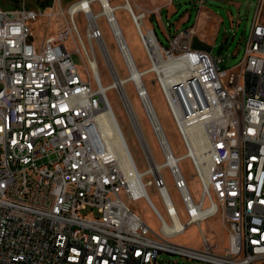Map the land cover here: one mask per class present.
Masks as SVG:
<instances>
[{
	"label": "built area",
	"instance_id": "2783aa9c",
	"mask_svg": "<svg viewBox=\"0 0 264 264\" xmlns=\"http://www.w3.org/2000/svg\"><path fill=\"white\" fill-rule=\"evenodd\" d=\"M106 7L119 28L112 0H74L67 8L62 0L38 8L0 7V264H167L162 253L209 264H264V0L256 5L243 59L228 68L221 56L192 48L194 26L169 34L164 47L155 29L142 28L129 11L148 73L155 75L185 148L180 157L190 160L201 187L196 199L183 171L168 168L186 221L163 174L165 164L139 139L124 84L114 89L148 167L134 163L136 174H127L96 123L95 114L111 108L101 65L113 80L121 78L105 41L102 25L112 32ZM157 11L150 16L159 17ZM141 13L146 18L148 12ZM55 15L64 28L51 34ZM44 17L48 25L40 38L32 23ZM73 53L84 63V75ZM122 61L128 71L135 64ZM142 87L141 97L152 105ZM148 186L156 189L165 215ZM141 199L158 217L159 231L131 209ZM175 207L184 226L163 230L180 222ZM218 214L228 235L223 254L200 226ZM193 224L200 228V248L173 241Z\"/></svg>",
	"mask_w": 264,
	"mask_h": 264
},
{
	"label": "rangeland",
	"instance_id": "374dc122",
	"mask_svg": "<svg viewBox=\"0 0 264 264\" xmlns=\"http://www.w3.org/2000/svg\"><path fill=\"white\" fill-rule=\"evenodd\" d=\"M73 1L74 0H62V5L64 8H67ZM129 1L134 8V12L139 13L144 11L143 9H137L135 0ZM258 1L259 0H205L204 4L202 5L198 0H175L172 5L162 9V17L159 20L155 16H150L148 12L146 14L143 27L147 28V25L151 23L154 26L159 41L164 47H167L169 43L167 37L161 30L162 25L166 26V28L171 27L172 30L177 27L178 31L188 30L194 26L196 29V34L192 39V48L194 50L212 52V54L215 56H221L223 58L221 65L224 68L234 67L237 66L244 57L245 44L248 41L251 33ZM138 2L144 6L156 5L155 1L153 0H138ZM40 3L41 0H0V7L6 10L17 9L20 7L38 8ZM124 3L125 0H112V5L116 7H119ZM202 7L204 8L205 13L201 14L200 10ZM115 13L138 68L142 71L148 69L150 67V63L144 48L142 47L136 26L129 11L126 9H117ZM206 16H208V18H206ZM77 21L80 25L82 34L85 35L86 27L83 23L81 14L77 16ZM47 25L48 17L41 18L38 22L32 23L36 35H38L40 38L44 36ZM50 25L51 34L55 30L64 28L62 24V18L57 15L53 17ZM102 26L104 30L105 41L111 53L116 71L120 77L126 79V77L129 75V71L122 61V56L116 44L115 38L108 26L106 27L104 24ZM67 45L71 51L74 52L76 50V44L74 43L71 36L67 42ZM73 59L81 73L84 75L86 72L85 65L82 62L79 54L73 53ZM101 75L104 85L108 86L112 83L113 78L103 65H101ZM142 81L148 90L152 101L154 102L161 124L175 155L179 156L184 154L185 148L177 132L175 123L166 106L164 98L162 97L159 87L155 81V75L153 73H149L146 76H142ZM125 87L136 109L138 111H143L142 104L137 95L135 84L130 81L125 84ZM107 95L118 117L119 124L128 141L133 158L138 168L140 170L146 169L148 165L145 160L143 150L133 131L129 118L116 90H109ZM143 123L145 124L144 127L146 135L150 141L151 148L156 159L159 162L164 161V155L150 129L145 115L143 118ZM180 165L194 197L198 199L201 194V187L196 178L190 160L184 159L181 161ZM163 174L168 182V186L171 189L173 197L176 200V206L181 214L182 220L186 221L187 216L184 212V206L177 196V191L174 187V182L169 169L165 168L163 170ZM147 190L154 203L165 215L164 208L162 207L156 189L154 187L148 186ZM130 207L135 213L140 215L151 228L159 231L160 221L145 199L132 202ZM200 226L207 238L208 243L213 246L215 252L218 254H223L225 252V248L228 245V235L227 228L221 218V214L204 220L201 222ZM173 241L184 246L200 248L202 237L199 226L193 224L187 227L186 231L180 236L176 237ZM160 257L161 259L165 260L167 264H209L207 262L190 259L179 254L162 253Z\"/></svg>",
	"mask_w": 264,
	"mask_h": 264
},
{
	"label": "bare ground",
	"instance_id": "6f19581e",
	"mask_svg": "<svg viewBox=\"0 0 264 264\" xmlns=\"http://www.w3.org/2000/svg\"><path fill=\"white\" fill-rule=\"evenodd\" d=\"M117 9H126L127 11L132 10L134 12V8H133V6L129 0H125V3L120 5ZM105 10H106L105 14L108 16V20H110V22H111L110 26H111L113 35L116 38V40L119 41L120 49L122 51L121 54H122L123 59H125L127 61L129 60V62H131V63L132 62L135 63L134 65H132V67H130L129 73H128L129 75L126 77V79H123L122 77L121 78L115 77L114 80L112 81V83L106 87V90L108 92L109 90H112L115 87L121 88L122 84H124V86H125V84L130 82V81H132L135 84L137 95L143 104V111L142 110L138 111L132 102L133 107H134V111H135V114H133L132 119L134 121V125L136 128L137 134L139 136V139L142 142L143 147L145 148V150H150L153 152V150L151 148L150 141L146 135V131H145V127H144L145 124L143 123V118L145 115L147 120H148L150 129H151L160 149L163 151L164 161H162V163L165 164L164 167L165 168L175 167L182 172L180 162L182 159L184 160L187 158L180 157L181 155H179V156L175 155V153H174V151L170 145V142L166 136L164 128L161 124V121H160V118H159L158 113L156 111L154 102L152 101L151 97H149L150 101L152 102V105H149V101H148L147 97L142 98L140 95V92H142L144 90V88L142 87V82H143L142 76L147 74L148 72H150V70L145 69V71L146 70L147 71L144 72L138 68L136 61L134 59V56L131 52V49H130V47H129V45H128L125 37H124L122 30H121L120 25H119V28H120L119 29L117 26V23L113 20V17L110 14V8L106 7ZM134 14L136 16L138 24L141 25V27L143 28V25L145 23V15H143L141 12H139V13L135 12ZM120 31H121V33H120ZM109 54L111 56L110 51H109ZM165 69H168L170 71L174 70L172 65L165 66ZM110 104H111V102H110ZM95 120H96L97 125L101 129L103 136H104L105 140L107 141L110 149H112L118 155V157L122 161H124L126 173L127 174H136V170L134 168V163L136 164V162L133 158L130 146H129L128 141L124 135V132H123V130L119 124L118 117L114 111L112 104H111V108L105 107V108L101 109L100 111H98L95 114ZM197 150L199 153H205L203 146L197 147ZM136 166H137V164H136ZM182 175H183V172H182ZM172 211L174 214L178 215L180 222H177L176 226L171 227V228L164 226L163 230H170V229H176V228L179 229L182 226H184L176 207H175V209H172ZM174 217L176 218V215H174Z\"/></svg>",
	"mask_w": 264,
	"mask_h": 264
},
{
	"label": "crops",
	"instance_id": "0c3cea01",
	"mask_svg": "<svg viewBox=\"0 0 264 264\" xmlns=\"http://www.w3.org/2000/svg\"><path fill=\"white\" fill-rule=\"evenodd\" d=\"M153 1H155V4H156L154 6H144L143 4L138 2V0H135V5L137 9H143L147 12H151L153 10L157 11L156 9L160 8V11H157V14L159 15V17L158 16L156 17L155 15H151V16H155L159 20L162 17V9L170 6L169 0H153ZM200 13L201 14L205 13L203 7L201 8ZM206 18H208V16H206ZM147 28H154V26L151 23H149L147 25ZM177 29H178L177 27H175V29L172 30L171 27L166 28V26L164 25L161 26V30L163 31L166 37H168L169 34H173L176 31H178Z\"/></svg>",
	"mask_w": 264,
	"mask_h": 264
},
{
	"label": "trees",
	"instance_id": "16d2710c",
	"mask_svg": "<svg viewBox=\"0 0 264 264\" xmlns=\"http://www.w3.org/2000/svg\"><path fill=\"white\" fill-rule=\"evenodd\" d=\"M52 0H41L40 5L43 7L49 6L51 4Z\"/></svg>",
	"mask_w": 264,
	"mask_h": 264
}]
</instances>
